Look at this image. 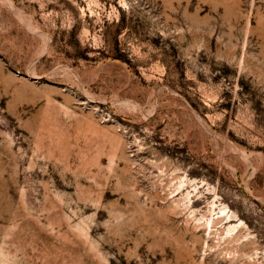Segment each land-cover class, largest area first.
I'll return each mask as SVG.
<instances>
[{"label":"rangeland","instance_id":"1","mask_svg":"<svg viewBox=\"0 0 264 264\" xmlns=\"http://www.w3.org/2000/svg\"><path fill=\"white\" fill-rule=\"evenodd\" d=\"M0 264H264V0H0Z\"/></svg>","mask_w":264,"mask_h":264}]
</instances>
